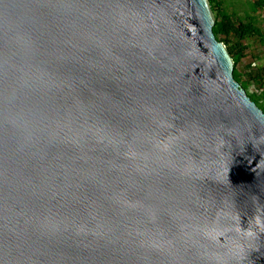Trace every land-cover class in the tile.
Returning <instances> with one entry per match:
<instances>
[{
  "label": "water",
  "instance_id": "95a60500",
  "mask_svg": "<svg viewBox=\"0 0 264 264\" xmlns=\"http://www.w3.org/2000/svg\"><path fill=\"white\" fill-rule=\"evenodd\" d=\"M208 0H0V264H264V112Z\"/></svg>",
  "mask_w": 264,
  "mask_h": 264
},
{
  "label": "trees",
  "instance_id": "16d2710c",
  "mask_svg": "<svg viewBox=\"0 0 264 264\" xmlns=\"http://www.w3.org/2000/svg\"><path fill=\"white\" fill-rule=\"evenodd\" d=\"M214 18L212 31L216 39L223 43L233 62V78L239 82L243 89H247L251 82L264 86V65L257 68L254 72H248L247 78L241 79L242 74L236 69L237 64L244 57V50L247 45L244 43L249 38L262 39L263 30L258 26L255 17L247 20L235 19L224 9L223 0H208ZM264 10V0L252 2L251 9ZM248 94V93H247ZM251 100L264 112V87L259 93L248 94Z\"/></svg>",
  "mask_w": 264,
  "mask_h": 264
},
{
  "label": "rangeland",
  "instance_id": "374dc122",
  "mask_svg": "<svg viewBox=\"0 0 264 264\" xmlns=\"http://www.w3.org/2000/svg\"><path fill=\"white\" fill-rule=\"evenodd\" d=\"M256 0H223L224 9L237 19L247 20L255 17L258 26L264 32V10L257 9L255 12L251 9V4ZM247 48L244 50V57L237 64L236 69L242 74L241 79L247 78L248 72H254L260 66L264 65V36L262 39L249 38L244 41ZM264 87V86H263ZM262 85L251 82L246 89V93H259Z\"/></svg>",
  "mask_w": 264,
  "mask_h": 264
}]
</instances>
